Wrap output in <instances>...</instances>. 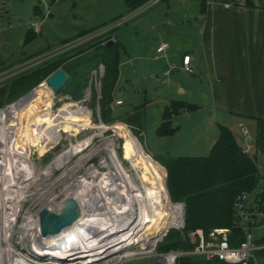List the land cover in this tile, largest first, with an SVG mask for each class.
<instances>
[{"label":"built area","instance_id":"1","mask_svg":"<svg viewBox=\"0 0 264 264\" xmlns=\"http://www.w3.org/2000/svg\"><path fill=\"white\" fill-rule=\"evenodd\" d=\"M158 1L147 0L108 26L79 36L72 49L98 39L102 44L115 41L107 34L108 29L139 15ZM31 26L38 31L39 23H31ZM167 46L162 42L156 51L163 52ZM182 69L186 73L193 72L189 55L183 56ZM103 75L104 65L98 63L91 68L88 84L79 99L63 94L57 98L63 103L55 108L56 100L52 97L49 122L31 121L38 138L34 144L21 137V112L34 99L32 96L38 88H50L46 84L48 76L26 93L0 106V264H127L143 258H152L154 264H195L193 260L196 259H199L197 264H250L251 261L255 264V252L264 244L258 242L259 238L253 235L251 228H264V212L254 201V191H245L234 201V224L241 229L242 239L237 245H230L229 229H213L207 236L201 229L185 230V205L171 200L165 169L163 181L168 198L165 212L168 215L165 214L167 222L162 227L141 218L137 207L132 214L124 212L120 218L109 222H87L75 230L64 231L66 227L55 234L52 241L41 235V209L58 213L65 200L71 198L77 202L75 196L81 187L99 181L103 176L112 177L119 169L117 174L125 172L116 155L122 149V143H116L106 132H114L111 124L117 122L132 134L135 126L121 119L105 122L101 118L99 100ZM113 103L122 105L123 100H114L110 104L112 108ZM74 115L87 116L90 125L81 126L78 132H65L61 124H73ZM89 129L97 132L79 137ZM239 129L244 138V151L250 152L254 139L243 124H239ZM133 135L136 137L135 133ZM47 157L49 160L45 162ZM263 179L261 177L259 183ZM84 207L78 204V216L89 212V208ZM170 234L174 236L169 238ZM172 241H178L180 246L163 248ZM77 254L79 256L74 260ZM98 254L112 255L93 262ZM63 257L68 259L63 260Z\"/></svg>","mask_w":264,"mask_h":264},{"label":"rangeland","instance_id":"2","mask_svg":"<svg viewBox=\"0 0 264 264\" xmlns=\"http://www.w3.org/2000/svg\"><path fill=\"white\" fill-rule=\"evenodd\" d=\"M164 2L160 0L146 11L106 31L107 34L115 36L124 48L120 50L118 56V79L112 91L113 101L119 98L123 100V104L117 106L113 103L111 119L112 121L123 119L132 105H142L139 109L141 116L138 122H133L134 125L141 127V130L136 126L133 129L142 148L141 154L133 146L129 147L131 144L124 134L129 130L123 124L115 125L116 129L111 127L114 132L108 130L106 134L111 135L116 143H122V149L117 151L116 155L124 170L134 177L136 184L141 187L147 186L148 180L144 168L147 166L153 179V190L166 195L163 181L165 167L162 163L168 158L177 156L207 155L211 147L210 141L213 140L214 132H217V125L214 122L208 123L210 119L206 109L182 108L171 116L175 131L164 136L156 133L162 119L160 110L164 103L162 98L165 88L161 87L151 75L154 65L157 64L154 58L155 48L160 40L168 39L166 35L172 28H178L174 32H182L181 26L174 27L167 22ZM50 5L51 0H0V87L7 86L20 75L73 52L76 47L72 49V46L79 40L77 39L79 35L64 41L63 39L70 37L74 29L83 28L84 30H81L83 32H93L132 11L126 10L123 0H60L54 4V12L48 14L47 8L50 7V11L52 8ZM36 6L40 10V14L37 12V15L34 11ZM175 20L177 23L178 20ZM34 22L39 23L37 33L30 31V24ZM95 57L97 51L90 49L74 61L78 79L83 80L85 85L88 84L90 70L93 64L95 65ZM179 81H182L181 75ZM69 88L70 85L67 84L52 94L56 100L55 108L63 103L57 101V98L67 94ZM220 113L222 112L218 110L217 115L219 116ZM85 120L90 121L88 118ZM238 121L240 119L237 118L217 120L218 123L225 124L231 129L237 143L245 149L244 138L238 130ZM82 123L83 121L80 122L78 130L81 129ZM241 123L249 129L254 138V123L250 119H242ZM94 131L97 132L96 129H89L82 132L79 137L92 134ZM254 146L253 142V151L250 153L255 154L264 175V153L256 151ZM48 160L47 157L45 162ZM263 187L264 179L254 191V197ZM251 231L256 238L264 234V228L261 226L251 228ZM193 261L197 264L199 259ZM127 264H154V260L143 258ZM255 264H264V257L256 256Z\"/></svg>","mask_w":264,"mask_h":264},{"label":"crops","instance_id":"3","mask_svg":"<svg viewBox=\"0 0 264 264\" xmlns=\"http://www.w3.org/2000/svg\"><path fill=\"white\" fill-rule=\"evenodd\" d=\"M58 1L51 0L48 14L54 12V4ZM162 1H165L167 22L174 27L181 26L182 32H174L178 28H172L166 35L168 39L160 40L156 46L166 42L167 48L160 53L155 48L157 64L151 75L165 88L160 111L164 105L179 101L193 105L194 109H206L208 123L217 125L219 119L237 118L240 119L237 123L242 124V119H250L254 123L255 143L257 118L264 119V0H204L203 6L200 0ZM124 5L127 10L125 2ZM34 11L40 14L37 6ZM81 30L74 29L63 41L83 32ZM30 31L38 32L31 24ZM117 42L120 53L124 48ZM184 55H189L192 73L182 69ZM141 106L132 105L124 118ZM218 110L222 112L219 116ZM238 130L242 136L239 125ZM216 137L217 132H214L209 146ZM254 147L264 153V148L261 150L256 144ZM255 160L264 178L256 156Z\"/></svg>","mask_w":264,"mask_h":264},{"label":"trees","instance_id":"4","mask_svg":"<svg viewBox=\"0 0 264 264\" xmlns=\"http://www.w3.org/2000/svg\"><path fill=\"white\" fill-rule=\"evenodd\" d=\"M145 1L147 0H124L127 11L137 8ZM200 1L203 6L205 1ZM89 32L91 31L80 32L77 35L81 36ZM119 48L117 41L111 46H106L98 39L75 49L66 56H60L27 74L20 75L7 86L0 87V106L26 93L58 68L63 69L69 76L67 84L70 88L67 95L74 100L79 99L86 85L83 80L78 79L74 61L85 51L95 49L97 57L93 67L98 63L104 65L99 100L101 109H104L113 102L112 91L118 76ZM193 107L179 101L170 102L162 110V119L156 129L157 135L164 136L175 131L171 124L172 114L182 108L193 109ZM140 116V111L137 109L129 117L121 120L134 125L133 122H138ZM104 121L110 122L112 119L107 118ZM134 126L141 128L139 125ZM255 144L261 150L264 148V119L257 118ZM162 164L166 170V187L171 200L181 201L185 205V230L201 229L207 236L213 229H229V243L237 245L242 239V231L234 224V201L245 191H256L262 176L255 155L242 149L231 129L225 124L217 123V137L207 155L177 156L166 159ZM254 201L264 212V187L255 195ZM172 236L174 235L170 234L169 238ZM258 242L264 244V234ZM179 246L178 241H172L163 248ZM255 255L264 257V247L257 250ZM250 264L254 263L251 261Z\"/></svg>","mask_w":264,"mask_h":264},{"label":"bare ground","instance_id":"5","mask_svg":"<svg viewBox=\"0 0 264 264\" xmlns=\"http://www.w3.org/2000/svg\"><path fill=\"white\" fill-rule=\"evenodd\" d=\"M32 97L34 99L31 100L28 107L21 112L20 121L23 126L21 137L34 144L37 142L38 138L35 135L31 121L34 120L40 122L41 120H46L49 122L50 107L53 99L51 89L44 86L38 88ZM74 116V119H72L73 124L67 122L61 124V127L64 128L65 132H78V127L81 121H83L81 126L90 125V121L85 120V118H88L87 116ZM119 124L122 123H114L111 127L116 129L115 125L119 126ZM105 127L106 125L102 126V128ZM124 134L126 137L123 134L122 135L127 138L129 144H131L129 147L133 146V148L141 154L142 148L140 147L137 138L133 137V134L130 131H125ZM128 154L130 155L129 151ZM144 168L146 179L148 180L146 187L137 185L134 177H132L126 170H124L125 172L121 175H112V177L103 176L99 181L81 187L82 189H79L80 193H77L75 199L82 207L87 204L83 209L89 208V212L81 213L76 218L78 219L77 222L74 225L69 226L67 229H64V231L75 230L79 225L82 226L87 222L91 224L104 221L109 222L113 219L120 218L124 212L132 214L136 211L137 207L139 208V213H141V218L155 222L157 227H162L166 224L168 213L165 211L167 210L168 198L164 193L159 191L155 192L153 190V179L150 177L149 168L147 166ZM55 236L56 235H49L46 239L52 241Z\"/></svg>","mask_w":264,"mask_h":264},{"label":"water","instance_id":"6","mask_svg":"<svg viewBox=\"0 0 264 264\" xmlns=\"http://www.w3.org/2000/svg\"><path fill=\"white\" fill-rule=\"evenodd\" d=\"M114 41L109 40L105 43L106 46H111ZM68 74L61 68H58L46 78V84L50 87L53 92H57L62 89L68 82ZM113 108L108 105L101 111V118L103 120L111 118ZM78 217V204L74 199H67L64 201L62 207L58 213L51 212L45 208L39 212V227L40 233L43 237L49 235H55L62 229L69 227ZM80 252V249H77ZM113 254V253H112ZM112 254H98L93 262H98L109 257ZM79 254L75 255L73 259H77ZM63 260H67V257H63Z\"/></svg>","mask_w":264,"mask_h":264}]
</instances>
